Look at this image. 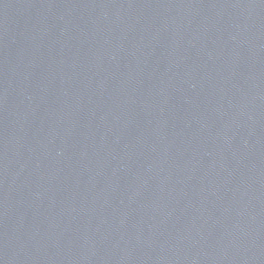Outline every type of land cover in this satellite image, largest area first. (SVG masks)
Segmentation results:
<instances>
[{
    "label": "water",
    "instance_id": "95a60500",
    "mask_svg": "<svg viewBox=\"0 0 264 264\" xmlns=\"http://www.w3.org/2000/svg\"><path fill=\"white\" fill-rule=\"evenodd\" d=\"M0 264H264V0H0Z\"/></svg>",
    "mask_w": 264,
    "mask_h": 264
}]
</instances>
